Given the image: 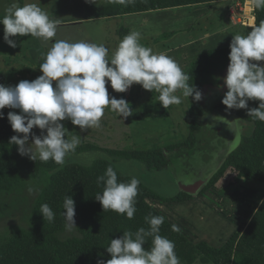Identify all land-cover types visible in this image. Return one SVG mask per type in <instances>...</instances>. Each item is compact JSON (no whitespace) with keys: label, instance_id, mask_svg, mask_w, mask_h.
I'll list each match as a JSON object with an SVG mask.
<instances>
[{"label":"clouds","instance_id":"9594fccd","mask_svg":"<svg viewBox=\"0 0 264 264\" xmlns=\"http://www.w3.org/2000/svg\"><path fill=\"white\" fill-rule=\"evenodd\" d=\"M85 2L95 4V0ZM108 2L128 6L135 0ZM249 6L264 8V0H250ZM0 24L4 26L3 39L12 48L17 43L10 37L31 36L48 41L56 36L58 27V21L50 18L37 3L11 5L0 18ZM248 26L251 31L233 36L229 45V65L223 78L227 91L221 102L226 110L247 109L249 117L264 122V65L253 63L264 61V20L257 25L255 17H251ZM141 38L139 31H131L111 57L104 44L55 40L47 53L41 54L42 75L32 81L22 80L15 86L0 84V119L4 118V108L20 109V114L8 112L7 119L12 130L23 135H13L9 143L18 146V153L32 161L51 159L64 166L66 157L75 154L81 139L77 135L70 140L65 138L68 130L61 121L69 120L84 131L99 128L109 107L122 119L133 115L128 101L109 97L106 87L109 82L119 93L126 92L134 83L150 92L154 90L159 93L157 99L164 109L182 103L176 95L178 90L184 97L200 101L202 93L188 83L189 76L179 64L164 53H153L152 48L140 43ZM250 100L259 101L258 107L249 108ZM34 128L40 129L41 134L36 135ZM101 182L104 189L95 199L103 211L111 210L133 219L140 180L133 177L128 183L118 182L117 172L109 165L105 174L97 178V183ZM63 209L65 226L71 230L76 224L75 202L70 195L65 196ZM40 214L49 222L55 218L47 203L41 205ZM164 219L163 216L145 217L150 226L148 230L141 227L135 234L124 232L119 238L111 239L106 248L111 258L98 259L97 264H181L175 243L159 234ZM172 230L179 232L180 228L174 224ZM147 236L153 238L150 250L144 247Z\"/></svg>","mask_w":264,"mask_h":264},{"label":"trees","instance_id":"16d2710c","mask_svg":"<svg viewBox=\"0 0 264 264\" xmlns=\"http://www.w3.org/2000/svg\"><path fill=\"white\" fill-rule=\"evenodd\" d=\"M19 1L22 3V0ZM213 1L217 0H135L134 3L124 6L104 0L88 18L123 16ZM253 15L258 25L264 20V8H253ZM130 32L129 28L121 27L118 35L124 38ZM171 34L163 33L161 37ZM22 39L20 36H15V40ZM229 52L230 47L224 46L198 53L188 67V83L193 84L201 93L209 84L219 86L218 74L228 66ZM253 63L259 64L260 61H253ZM0 84H2L1 79ZM223 91L224 96L227 91L226 86L221 92ZM223 96L214 103L209 101L206 105L202 99L197 102L192 97L188 98L192 119L189 136L185 141L169 145L167 148L113 149L109 152L114 156L144 162L149 169L166 168L169 166L166 150L194 147L202 118L216 110L252 123L253 130L249 136H242L236 147L226 154L225 160L200 192L214 186L227 167L236 172L237 179L243 177L264 182V122L249 117L247 109L226 110V106L221 102ZM259 103V101L250 100L248 106L256 108ZM2 111L4 118L0 119V192H11L23 188L24 172L40 187L32 202L27 227L16 228L10 237L0 243V264H97L98 259L107 261L111 258L106 251L111 239L119 238L124 232L135 234L141 227L148 230L150 226L145 217L163 216L147 202V198L173 202L192 198V194L186 191L164 197L140 181L133 219L129 220L125 215L111 210L103 211L102 205L95 197L102 193L104 184L97 183V178L105 174L109 165L117 172L118 182L128 183L133 177L120 173L112 162L104 158H96L90 164L72 162L60 166L51 159L48 162L37 159L35 162L27 156H21L17 150L18 146L9 143L10 137L18 134L12 130L7 119V107ZM168 114V109H164L158 100L147 103L141 111L143 117L149 118H159ZM96 149L101 147L86 143L79 145L75 153ZM254 194V189L245 188L243 191L231 192L230 196L243 204L250 203L248 199ZM66 195H70L75 202L79 236L61 239L60 234L66 230L63 215V201ZM45 203L55 214L52 222L43 219L40 214V207ZM172 225L165 218L159 234L175 243L176 255L186 263H192L198 258L201 262L209 264H264V196L256 205V210L244 230L234 232L219 247L211 246L205 241L193 243L181 231H173ZM152 239L151 236L145 238L146 250L151 249Z\"/></svg>","mask_w":264,"mask_h":264},{"label":"rangeland","instance_id":"374dc122","mask_svg":"<svg viewBox=\"0 0 264 264\" xmlns=\"http://www.w3.org/2000/svg\"><path fill=\"white\" fill-rule=\"evenodd\" d=\"M103 1L95 0V4H93L86 3L85 0H41L40 2L28 0L26 3H37L49 14L50 18L58 21L57 34L52 40L48 41L42 38L24 36L22 40H15L17 43L16 48H12L7 44L0 45L1 83L5 86H15L22 80L32 81L42 75L39 69L40 64L32 63L30 60L27 48L25 47L26 41L33 43L36 47H40L44 54L52 47L55 40H67L72 43L85 41L104 44L109 49V57H111L123 39L118 35V30L121 27H127L131 31H139L142 36L140 43L143 46L152 48L155 54H160L158 52L162 46H170L171 49H175L168 56L172 57L184 73L187 74L188 67L192 61V54H181L183 50H180L179 47L191 50L192 45L186 46V44L189 40L197 37V30L194 28L190 31H180L168 39L159 37L156 40V36L164 31L181 26L179 22L184 19V16H175V14L181 10H183V13H187L190 10L192 14L197 6L161 9L157 10L156 14H153V17L160 16L163 18L165 15L172 13L173 18L177 17L176 23L180 25H175L176 23L173 20L164 19L163 21L166 22H159L156 27L150 25L149 22L144 24V21H142V25L139 27L134 22V17L136 15H151L153 12L88 18ZM13 4L23 6V3H20L19 0H0V18L5 15L6 9ZM221 4L231 6L234 2L223 1ZM209 16L206 15V18ZM152 18H145V20ZM186 24L189 23L187 22ZM242 27L241 25L237 26L236 32L231 35L232 38L235 35H246L249 32L247 28ZM109 66L111 65L109 64ZM227 67L218 74L220 80H218L220 82L219 86L209 84L202 90V100L205 105L209 101L214 103L218 98L223 96L224 91H221L225 87L223 78L227 74ZM53 87H55V82L53 83ZM106 87L108 88L110 98H123L130 103L134 110L133 115L122 119L115 111H111L109 107L105 109L99 128H91L84 131H81L79 126L72 125L69 120L61 121L68 130L65 138L70 140L72 136L77 135L81 139L80 145L91 143L101 147L100 151L96 149L98 153L94 150V152L87 150L72 154L66 157L65 164L72 162L90 164L94 159L101 158L102 156L111 158L113 155L109 150L113 149L140 150L167 148L169 145L185 141L189 136L192 114L188 97H184L182 91L178 90L176 93V95L181 97L182 103L169 106V114L167 116L149 118L143 117L141 111L147 103L156 102L159 93L154 90L153 92L145 90L141 85L135 83L123 93L113 90L110 82L106 84ZM7 109L8 112L20 114V109ZM252 130V123H247L234 115L213 110L202 118V125L196 134L197 142L194 147L166 150V156L169 160L168 167L160 169L161 172H157L156 170L153 172L144 170L142 172L132 165L134 167L126 171L131 172L127 173V175L139 174V177L150 184L152 189L165 196L180 192L184 185L191 192H200L225 160L226 154L236 147L242 136H249ZM32 131L36 135L41 134V130L38 128H34ZM44 134H46V130ZM18 135L22 136L23 134ZM31 143L32 138L30 135L29 144ZM116 161L121 160L117 159ZM122 165L125 164L123 163ZM125 168L127 169V165H125ZM23 175L25 180L23 188L11 192H0V243L10 237L16 228L27 227L28 225V216L32 202L37 196L40 185L25 172ZM214 186L217 190L229 195L235 190L254 189L255 194L248 199L250 203L239 204L240 209L248 208L250 205H257L264 196V182L246 178L237 179L236 172L229 167L223 171ZM29 189H31V192ZM235 203H237L236 200ZM216 204L219 206L223 205L221 202ZM224 205V212H229L232 216L237 213L232 207ZM204 208L205 206L203 205L195 206V210L202 211ZM224 214L227 215V213ZM227 218L230 217L227 216ZM74 220L76 227L71 228V230L66 228L60 234L61 239L79 236L76 215ZM226 223L224 222L222 225L225 227ZM214 224L219 226L220 222L215 218ZM230 228H236V225L233 223V225H230ZM180 262L181 264H209L201 262L198 258L192 263H186L182 260Z\"/></svg>","mask_w":264,"mask_h":264},{"label":"crops","instance_id":"0c3cea01","mask_svg":"<svg viewBox=\"0 0 264 264\" xmlns=\"http://www.w3.org/2000/svg\"><path fill=\"white\" fill-rule=\"evenodd\" d=\"M27 1L28 0H22V3L25 4ZM40 1L41 0H37V2ZM223 1H228V2L232 1L234 2V4L231 6L228 5L224 6L223 4H221V2ZM246 2L250 3V0H242V2H240V0H217L210 3H199L195 5H190V6H197L195 7L196 9H194L192 14L190 10H188L187 13H183V10H181L177 14H175V16H181V17L184 16L183 17L184 19L181 22H179L181 26L162 32L161 34L156 36V40L159 39V37H161L163 33H172L167 37H161L168 39V38H172L177 32L190 31L195 28L198 33L197 37H195V39L193 40H189L186 44V46L192 45V49L185 50L184 47L183 49L182 47H179L180 50H183L181 54L191 53L192 60L198 53L204 50L216 48V47L229 46L233 39L231 35L234 34V32H236L235 30H237L238 25H241L243 26L242 28H247L249 31H251L248 24H249V18L254 17L253 8L250 12L251 16L250 15L247 16L248 5L245 6L243 5L246 4ZM242 7L245 9L244 14L241 12ZM166 9H170V8H166ZM157 10H161V9H157ZM157 10L146 11V12H153L151 13V15H143V16L136 15L134 17V22L139 27L142 25V21H144V24H147V22H149L150 25H154L153 27L158 26L157 24L159 22L165 23L166 21H163L164 19L173 20L175 21V23L177 22L176 21L177 17L173 18L172 13L165 15L163 18L160 16L153 17V14H156L158 12ZM206 15H210V16L206 18ZM145 18H152V19L145 20ZM187 22L190 25L186 24ZM180 24L176 23L175 25H180ZM3 37H4V26L3 24H0V45L7 44L5 43ZM13 38L15 41V36L10 37V39ZM25 45L24 46L27 48V52L31 62L35 64H41L43 62V58L41 55L42 54L41 48L36 47L33 43L27 41ZM173 50L175 49H171L170 46H162L159 49L158 53H164L168 55L171 52H173ZM259 64L263 65L264 62L260 61ZM98 150L100 151V149ZM98 150H94V151L98 153ZM88 151L94 152L93 150H88ZM101 158H104L112 162L116 167V169H118V171L124 175H127V173H131L126 171H129L131 167L134 166L138 170H141L142 172L144 170L149 172H153L154 170H156L157 172H161L160 169L159 170L149 169L144 162L132 158H124L114 155L111 158H107L105 156H102ZM117 159L121 161H116ZM123 163L127 165V169L125 168V165H122ZM128 176L136 177L144 184L152 188L150 184H148L145 180L139 177V174H132V175L129 174ZM241 178L243 177H240V179ZM181 191H186L192 194V198L179 202L161 201L153 198H147L146 200L150 205H152L156 210H158L165 218H167L173 225L174 224L177 225L180 228V231L193 243L205 241L209 245L214 247L221 246L224 242H226L229 239V237L234 232L237 231L242 232L244 230L251 216L256 210V205L255 206L250 205V207L248 208L240 209V205H239L240 203H238L237 201H236L237 203H235V199L233 200V198L229 194L217 190L215 186H210L204 192H199V191L191 192L184 185L182 186ZM172 195H168V196L162 195V196L170 197ZM228 197L233 203L230 202ZM218 202H221L223 205L222 206L217 205L216 203ZM224 204H226V206L232 207L233 210L234 209L236 210L237 213L235 212L236 214L233 215L235 218L234 221H233V216L229 212H224L225 210ZM197 205L205 206L204 210L202 211L195 210V206ZM223 212L227 213V215L224 214ZM227 216L230 218H227ZM215 218L217 219L218 222H220L219 226L217 224H214ZM224 222H227L225 227L222 225ZM233 223L236 225V228L231 229L230 225H233Z\"/></svg>","mask_w":264,"mask_h":264},{"label":"built area","instance_id":"2783aa9c","mask_svg":"<svg viewBox=\"0 0 264 264\" xmlns=\"http://www.w3.org/2000/svg\"><path fill=\"white\" fill-rule=\"evenodd\" d=\"M243 5H244V6H245V5H248V6H247V7H248V9H247V10H248V14H247V16H249V15L251 14L250 12H251V10H252V8L249 6V2H246V4H243ZM244 10H245V9L242 7V8H241V12H242L243 14H244ZM250 16H251V15H250Z\"/></svg>","mask_w":264,"mask_h":264}]
</instances>
